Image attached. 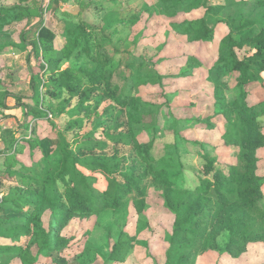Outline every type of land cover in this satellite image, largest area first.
I'll return each instance as SVG.
<instances>
[{"label":"trees","instance_id":"16d2710c","mask_svg":"<svg viewBox=\"0 0 264 264\" xmlns=\"http://www.w3.org/2000/svg\"><path fill=\"white\" fill-rule=\"evenodd\" d=\"M257 1L264 8V0ZM184 2L154 0L157 9L169 19H175L186 9ZM236 4L235 0H223L214 6L207 2L204 5L207 17L222 21L228 28L217 42V57L210 69L209 81L213 83L215 111L222 112L227 123L221 138L226 146L236 147L237 162L221 169L215 165L214 155L203 153L204 177L193 188L176 182L184 154L177 152L175 143L156 144L157 115L167 103L159 104L156 99H144L140 95V87L162 85L159 73L144 70L154 58L148 61L123 53L115 62V57H108L106 43L111 42V37L107 30L124 20L110 19L103 27L87 32L77 26L80 30L74 36H66L59 50L51 46L53 32L46 27L38 30L34 49L41 48L50 54L45 66L40 67L42 71L48 69L49 76L47 79L32 76L27 94L12 92V86L3 87L0 77V109L7 108V99L12 97L17 105L24 107L29 117L27 122L49 120L50 112L54 116L64 114L72 98H76L72 115L89 114L101 107L102 114L114 108L123 110L127 119L125 131L117 134L93 131L88 136L105 137L114 144L130 146L132 161L120 172L123 177L120 181L116 177L117 152L109 156L93 152L94 148L103 149L106 142L88 141L87 149L91 152L85 153L82 143L70 144L59 132L54 149L57 160L46 164L33 162V166L23 168L22 174L12 173L19 180L14 196L0 199V242L18 249L12 254L16 253L28 264L38 262L41 257H49L52 264H67L68 257L62 251H69L71 244L62 230L74 216L118 209L129 194L136 195L133 204L138 213L142 212L147 195L142 186L145 180L161 191L164 208L173 216L163 264H196L198 257L207 251L237 259L249 244L264 245V177L258 173L259 151L264 148V127L258 119L261 101L253 104L247 101L249 85L264 80V16L256 28L240 7L234 8ZM226 7L233 12L225 14ZM16 10L15 7L0 8V30L8 24L10 12ZM136 19L130 17L128 22L134 23ZM171 23L177 33L192 35L194 42L214 39V24L210 25L206 17ZM244 47H250L252 52L240 58L237 51ZM73 53L84 55V62L77 67L61 65ZM192 61L197 62L194 56ZM40 82L51 99L48 109L42 107L38 96ZM230 90L238 92L232 99H226L224 91ZM64 91L68 93L67 98H63ZM53 99L61 101L55 105ZM204 122L212 126L210 120ZM143 135L149 138L143 139ZM147 227V221L138 219L135 234L116 242L113 256L126 255L136 236L143 229L150 230ZM224 230L228 231L229 238L220 246L216 237ZM252 264H264V260Z\"/></svg>","mask_w":264,"mask_h":264},{"label":"rangeland","instance_id":"374dc122","mask_svg":"<svg viewBox=\"0 0 264 264\" xmlns=\"http://www.w3.org/2000/svg\"><path fill=\"white\" fill-rule=\"evenodd\" d=\"M223 0H185L186 9L175 19L159 11L154 0H0V8H18L9 14L8 24L0 30V77L3 87H11L12 92L27 94L30 79L38 76L47 79L49 70H41L50 55L41 48L34 49L38 30L48 28L54 33L51 46L59 50L66 36H74L81 26L86 32L103 27L110 19L124 20L107 30L111 42L106 43L109 56L115 62L123 53L141 56L148 60L144 70H154L162 76V85L147 84L140 87V95L144 99H156L163 105L157 115L156 144L174 142L177 152L181 154V168L176 174V182L193 188L203 174V153L214 155L218 168L228 169L237 162V149L226 146L221 138L226 128V120L222 112L215 111L213 83L210 69L217 57V42L228 28L222 21H212L207 17L206 6L218 4ZM234 8L240 7L243 15L254 21L253 26L259 28L264 16V8L257 0H235ZM199 3L197 7H193ZM74 12H68L66 9ZM225 14L231 11L226 7ZM68 14H67V13ZM233 12V11H231ZM130 17H136L129 23ZM207 18L210 25L214 24L213 41H192V35L177 33L173 30L172 20L178 22L193 18ZM215 22V23H214ZM72 31L73 33H69ZM91 42L93 40L91 39ZM40 47V46H39ZM252 52L250 47L237 51L240 58ZM196 61H192V57ZM5 58L4 61L1 58ZM85 60L84 55L64 58L61 65L71 64L77 67ZM116 64V63H115ZM41 70V72H40ZM40 74V76H39ZM46 88L38 84V96L42 107L48 109L50 96ZM250 104L256 101L253 94L261 96V112L259 120L264 127V80L249 85ZM238 90L224 91L226 99H232ZM253 95V96H252ZM68 93L64 91L63 98ZM61 99H53L56 105ZM76 98H72L67 112L60 116L49 114V120L25 117L24 107L17 105L14 98L7 99V108L0 109V199L12 198L19 183L17 175L23 168L33 166V162L57 160L54 153L57 148V134L62 132L70 144L82 143V151L89 153V142H106L103 149L94 148L96 154L112 155L117 152L119 168L117 179L123 181L121 171L132 161L131 147L122 145L116 148L110 139L88 136L93 131H107L117 134L126 130V117L123 110L112 109L102 114V108L89 114L72 115ZM49 111H51L49 109ZM70 112V113H69ZM210 120L212 126L204 120ZM151 135V134H149ZM143 139H148L143 135ZM162 146V145H161ZM161 146L160 149H161ZM260 161L258 173L264 177V148L259 151ZM210 177V175H209ZM146 189V205L138 213L133 204L135 194L125 197L118 209H107L99 214L74 216L62 230L69 239L71 249L62 251L66 255L67 264H163L164 253L169 245V236L173 227V216L165 208L161 191L156 190L149 181H142ZM12 190V191H11ZM264 193V187H263ZM264 201V198H263ZM12 216V213H9ZM48 214L44 215L47 225ZM138 219L148 222V229H143L130 244V250L123 257H114L116 242L134 235ZM124 233L127 236H124ZM229 238L228 231H222L216 242L224 246ZM0 244H2L0 242ZM0 264L23 263L16 256L17 248L12 245H0ZM41 257V256H40ZM264 260V245L249 244L247 251L237 259L223 257L215 251H207L200 255L196 264H252ZM31 264V263H29ZM33 264H52L49 257H41Z\"/></svg>","mask_w":264,"mask_h":264},{"label":"crops","instance_id":"0c3cea01","mask_svg":"<svg viewBox=\"0 0 264 264\" xmlns=\"http://www.w3.org/2000/svg\"><path fill=\"white\" fill-rule=\"evenodd\" d=\"M1 60L2 61H4L5 60V58L3 57V58H1ZM29 85V84H28ZM29 87V86H28ZM28 93H30V90L28 89V91H27ZM256 97V101L258 102V101H261V96L260 95H258L257 93H255L254 94V98ZM25 117H26V115H25ZM121 146V144H116V148H119Z\"/></svg>","mask_w":264,"mask_h":264},{"label":"water","instance_id":"95a60500","mask_svg":"<svg viewBox=\"0 0 264 264\" xmlns=\"http://www.w3.org/2000/svg\"><path fill=\"white\" fill-rule=\"evenodd\" d=\"M66 11H68V12H74V10L72 11L71 9H68V8L66 9Z\"/></svg>","mask_w":264,"mask_h":264}]
</instances>
